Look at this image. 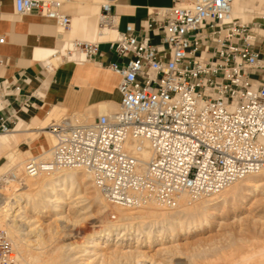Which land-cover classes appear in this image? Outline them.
I'll return each mask as SVG.
<instances>
[{"label":"built area","instance_id":"obj_1","mask_svg":"<svg viewBox=\"0 0 264 264\" xmlns=\"http://www.w3.org/2000/svg\"><path fill=\"white\" fill-rule=\"evenodd\" d=\"M118 1L102 0L98 39L74 41L68 50L86 63L106 43L125 61L107 67L120 79L117 110L89 124L63 117L49 125L55 138L49 157L11 167L0 178L3 189L15 192L29 179L80 170L113 206L174 208L183 195L197 202L264 171V3L244 22L233 15L235 0H172L148 11V26L137 34L132 25L118 31ZM65 3L15 0V13L54 21L61 36L72 24ZM106 30L116 39L102 40ZM39 98L2 81L0 134L17 126V111L5 112L11 101L29 107ZM16 256L8 230L0 228V264H15Z\"/></svg>","mask_w":264,"mask_h":264},{"label":"crops","instance_id":"obj_2","mask_svg":"<svg viewBox=\"0 0 264 264\" xmlns=\"http://www.w3.org/2000/svg\"><path fill=\"white\" fill-rule=\"evenodd\" d=\"M61 1H66L64 11L71 16L72 24L70 30L60 36L54 21L35 13L18 16L15 0H0V40L4 39V43H0V83L10 80L20 85L22 94L36 91L41 94V98L34 99L29 107H21L19 100L11 101L6 108V113L17 111V126L11 134L16 141L6 145L1 141L3 135H0V162L4 150L15 143L24 153L39 150L48 140L47 135L40 131L48 132L51 124L41 128L54 111L75 116L95 112L99 104L117 106L116 102L120 101V79L107 67L111 63L125 61L110 51L108 44L102 43L95 59L86 63L74 62L82 58L79 55L67 58L68 61L61 58L71 42L98 39L102 0ZM261 1L238 0L234 16L244 22L252 21L249 13L256 9L251 7L256 8V2ZM172 3V0H119L113 8V14L118 18V31L124 32L128 25H132L137 34H143L148 26V11L170 7ZM114 39L116 32L112 30H106L102 36V40ZM56 52L59 55L51 58ZM41 154L39 152L35 156Z\"/></svg>","mask_w":264,"mask_h":264},{"label":"rangeland","instance_id":"obj_3","mask_svg":"<svg viewBox=\"0 0 264 264\" xmlns=\"http://www.w3.org/2000/svg\"><path fill=\"white\" fill-rule=\"evenodd\" d=\"M262 3H264V0L256 2L257 7L252 6L251 9H258ZM98 5H100V2H98ZM118 102H116L117 106ZM117 106L109 108L107 113H114L117 110ZM88 114L89 120L87 122H80L83 119L80 116H73L64 111L56 110L48 117L44 125L52 124V122H57L61 118L68 116L75 124H89L94 122L97 117L106 115L100 109ZM46 135L49 140L46 149L49 150L54 144V139L51 135ZM21 152L23 151L20 150L19 145L16 143L4 150L0 162V178L11 167H19L20 161L17 156ZM9 153L12 155L10 154L11 156L7 159V154ZM16 163L18 164L16 165ZM19 168L22 169L21 167ZM85 179L80 176L74 185V193L78 195L73 198L76 199L78 196L82 198V203L80 204V206L83 205L82 207L77 208L78 205L76 207L72 205V200H67V204L63 205V213L55 215L49 212L41 214L34 211L30 206H27L26 209L21 210V212L25 213V215L22 214L21 216L24 219H12L15 224L17 222V225L10 219L11 224L18 233L12 234L9 232V234L13 241L15 240L14 243L16 241L20 242L19 245L20 247L22 246L20 250L16 248L17 254L19 253L22 259H27L23 264H31L30 259L32 256L42 255L47 258L49 255L55 256L58 254L62 256L61 260L64 264L66 262V264H80L84 262L87 264H153L154 262H156L155 264H264V180L259 183L260 188L254 194L252 193L245 203L233 201L230 202L227 208L221 205L217 211L218 214L212 217L210 226L203 232L185 236L176 230L174 233L170 232L164 236H159V229L156 228L153 232L154 242L152 246L150 248L141 247L138 249L146 252L145 255L148 253L149 260L145 261V259L141 258L133 257L129 259L125 256L112 255L111 253L115 251L118 245L121 246L120 250H135L133 247L138 244L142 246L147 244L145 237H137L139 233L138 225L132 227L130 231L128 230L130 235L126 236L123 240H118V233H124V231H127L126 229L119 230L112 236L108 242L110 244L108 252H110L111 256L109 254V256L106 254L101 255L104 252L100 248L107 245L106 238L99 240L100 248L97 251L100 255L98 254V256L81 257L82 253H79L80 249H77V251L73 250L74 247H81V250L86 249L90 245L92 238L96 237L95 233L100 232L106 225L110 224L112 221L111 215L114 212L111 207L107 211L104 197V205H99L95 197H102L103 195L96 189L91 177L86 182H84ZM26 187L19 189V191L13 192L8 190V192L19 194L25 192L28 189ZM3 188L0 185L2 194L5 192ZM12 202L15 203L14 201ZM25 204L26 202L21 204L23 205L22 207ZM191 206L194 207L195 204ZM147 207L154 208L153 205H147ZM15 208L16 205H14ZM145 231H148V229H145ZM138 239L139 242L137 243ZM162 247L170 250L168 252L161 251L160 253L159 248ZM75 257L80 260H75Z\"/></svg>","mask_w":264,"mask_h":264},{"label":"bare ground","instance_id":"obj_4","mask_svg":"<svg viewBox=\"0 0 264 264\" xmlns=\"http://www.w3.org/2000/svg\"><path fill=\"white\" fill-rule=\"evenodd\" d=\"M237 2L238 0H235L234 5H233V15H235L234 6L235 4H237ZM249 14L251 15L252 20H253L254 15L252 14V12H250ZM99 21H100V13L98 16V25H99ZM69 49H73V42H71L67 47L66 54H65L67 58H71L75 55H79L82 58L81 59L78 58L74 60V62L80 63L81 60L84 61V56L80 54H77L75 52H73L72 54H68ZM56 55H59V53L56 52L52 54L51 58L52 57L55 58ZM61 58L65 60L64 55H61ZM68 60L69 59H66L65 61H68ZM115 106L116 105L114 104L102 103L98 105V109H100L101 112H104L107 115L109 114L107 113L109 108H112ZM77 115L83 118L80 122H87V120H89V118L87 117L89 115L88 113L77 114ZM66 119L70 120L72 124H75L73 123L72 119L69 116L66 117ZM46 126L48 125L43 126L41 129H43ZM40 132L51 135L55 143V138L52 135V133L46 132L44 130H41ZM12 133L7 134V135H11ZM0 135H3L1 137V141L6 145H10L12 142L16 141L15 136H12V135L7 136L5 134H0ZM48 141L49 140H47L46 142L44 141L43 146L39 150H34V151L28 150L29 152L26 151V153L24 152H21L20 154L18 153L19 157L17 156V158L20 161L19 167L23 168L26 160L29 158L35 157V155L39 152H42V154H44L45 157L48 158L50 155V149L52 148L51 147L49 150L46 149L47 147L46 145L48 144ZM10 154L9 155L7 154L8 155L7 158L12 155ZM143 155H144L145 160H148L150 158V153L148 150H145ZM17 164L18 163H16V165ZM80 176H82L83 178H86L84 182H86V180L90 178V175L84 171L59 170L51 175H43L37 178L27 180L26 186L28 187V189L25 192H22L19 194L13 193V192L9 193L8 189L5 188L4 191L6 193L3 191L4 194H2L4 195V197H0V200H1L0 201V228H5L8 230V232H11L12 234H17L18 231H16L13 225L11 224L12 222H14V220L12 219L13 218L15 219L21 218V220L24 219L21 216L22 214L25 215V213L21 212V210L26 209L27 206H30L34 211H37L41 214L49 212L55 215H60L63 213L62 212L63 205L67 204L66 203L67 200L68 201L72 200V205H75V207L78 205L77 208L82 207L83 205L80 206V204L82 203L81 201L82 198H80L79 196L76 199L73 198L78 195L77 193H74V185L75 183H77L76 180H78ZM263 180H264V171L254 176H250L234 184L233 186L229 187L222 193L216 196H213L212 198L210 197L209 199L205 198V200L204 199L199 200L200 202L199 201L189 202L188 197L186 195H183L179 198L178 206L174 208L159 207V206H156L155 204H149V205H153L154 208L144 206L137 210L123 209V208L111 205L106 200L104 195L101 194L103 195L102 197L101 196L95 197L96 201L99 203V205H104V200H103V197H104L106 204H107L106 205V209H108L107 211H109V207L113 208L114 210L113 214L117 215L119 220L111 221L110 224L106 225L100 232H96L95 233L96 237L92 238V240L90 241V245L87 246L86 249L81 250V247H76V248L74 247L73 250L77 251V249H80L79 253H82L81 257L98 256L99 252L97 250L100 248L99 240L101 238H106L107 245L104 247H101L100 249L103 250L102 252H104L101 255H105V254L108 255L110 253L108 252L109 251L108 247L110 245L108 244V242L111 240L112 236L119 230L126 229L127 231H124V233H118V236H119L118 240H123L125 239L126 236L130 235L129 231L132 229V227H134L135 225H138L139 233L137 234V237H140V236L145 237L147 239V244L145 246L138 244L137 246L133 247L135 248V250H131V249L120 250L119 248L121 246L118 245L115 248V251L111 253L112 255L118 254V255H121L122 257L125 256L129 259L130 258L132 259L133 257H135L139 259L141 258L143 260L145 259V261H148L149 260L148 253L145 255L146 252H142L141 250H138V249L141 247L150 248L152 246L154 242L153 232L155 231L156 228L159 229V232H160L159 236H164L165 234L170 233V232L174 233V231L176 230L178 232L180 231V233L185 236L186 235L190 236L195 233L203 232L210 226L211 224L210 221H212L211 220L212 217L218 214L217 211L221 205L227 208L230 205V202H233V201H236V202L239 201L240 203H245L248 200V197L252 195V193L254 194L258 190V188H260L259 183ZM12 201H14L15 203H13ZM25 202H26L25 206L22 207L23 205L21 204ZM193 204H195L194 207L191 206ZM14 205H16L15 209H14ZM82 210L84 209L82 208ZM15 213L16 215H14ZM10 219L12 220V222L10 221ZM185 221H189V222H185ZM15 225H17V222ZM145 229H148V231H145ZM138 242H139V239L137 240V243ZM19 243L17 241L16 243H14L18 250H20V248L22 247V246L20 247ZM169 250L170 249H167L164 247L159 248L160 253L161 251L168 252ZM61 259H62V256L58 254L55 256L49 255L47 258L42 255H36V256H32L30 260H31V264H64V262H62ZM72 259L74 258L72 257ZM77 259L78 258L75 257V260ZM26 260L22 259V256L20 257V254L18 253L16 256L15 264H23L24 261ZM83 261L85 260L83 259ZM150 262H152V260H150ZM155 263L156 262H154L153 264ZM80 264H87V263L84 262Z\"/></svg>","mask_w":264,"mask_h":264}]
</instances>
